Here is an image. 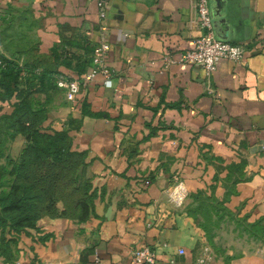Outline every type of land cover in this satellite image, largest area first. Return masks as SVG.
Here are the masks:
<instances>
[{
    "label": "crops",
    "instance_id": "obj_1",
    "mask_svg": "<svg viewBox=\"0 0 264 264\" xmlns=\"http://www.w3.org/2000/svg\"><path fill=\"white\" fill-rule=\"evenodd\" d=\"M208 2L215 35L244 47L209 77L165 61L200 34L194 0H109L103 18L97 0H0V58L79 78L104 27L111 70L41 100L44 131L80 152L75 194L9 229L0 264H264V0ZM142 246L155 262L132 260Z\"/></svg>",
    "mask_w": 264,
    "mask_h": 264
},
{
    "label": "rangeland",
    "instance_id": "obj_2",
    "mask_svg": "<svg viewBox=\"0 0 264 264\" xmlns=\"http://www.w3.org/2000/svg\"><path fill=\"white\" fill-rule=\"evenodd\" d=\"M47 73L43 76L28 74V78L22 73L21 76L18 75L14 84L26 90H45L46 94L44 92L28 93L29 97L35 98L34 100L37 101L38 98L42 100L45 96H52L54 91L49 90H55L54 81ZM6 131L0 133V242L3 243L2 246L9 242L7 235L10 224L16 227L30 225L42 215L55 214L61 210L56 205L59 200L75 194L74 190L70 189L71 179L69 170L64 167L66 165L63 166L65 175L62 177V182L53 183L55 167L49 164L43 153L38 154L40 152L38 146H28L27 130L16 127L11 130L8 128ZM17 137H22L23 142L18 144Z\"/></svg>",
    "mask_w": 264,
    "mask_h": 264
},
{
    "label": "trees",
    "instance_id": "obj_3",
    "mask_svg": "<svg viewBox=\"0 0 264 264\" xmlns=\"http://www.w3.org/2000/svg\"><path fill=\"white\" fill-rule=\"evenodd\" d=\"M0 60V89H2V91H0V101L9 102L14 99L12 103V111L10 113H3L0 115V133L7 132L6 130L8 128L11 130L16 127L27 130L26 137L28 140V146H38L40 150L38 154L43 153L44 158L49 162V164H52L53 167H55L54 169L56 171L54 170L53 183L62 182V177L65 175L63 170L64 165H66L64 167L69 170V177L71 181L76 182L77 175L75 174L80 163V152L71 148L69 136L66 130L52 132L44 131L40 117V115L44 114V111L46 110L41 107L43 105V101L39 100V98L36 101L34 100L35 98L31 96L29 97L28 95V93L32 92H44L46 94L45 90H26L20 87L18 88L17 84H14L18 75L21 76L22 73L27 75L26 78H28L29 75L33 76L32 74H35L34 76H43V74L48 72L47 74H49V77L53 79L56 89V72L54 70H48V67L45 68L42 63L39 62H30L19 65L17 62L12 60L2 58H0ZM19 67L21 69H19ZM38 69L40 71H38ZM45 77L46 75L44 78ZM42 100H44L46 104H49L52 100V96H45ZM12 134L13 133H11V135ZM21 227L23 226L16 227L11 224L9 225V229L15 231Z\"/></svg>",
    "mask_w": 264,
    "mask_h": 264
},
{
    "label": "built area",
    "instance_id": "obj_4",
    "mask_svg": "<svg viewBox=\"0 0 264 264\" xmlns=\"http://www.w3.org/2000/svg\"><path fill=\"white\" fill-rule=\"evenodd\" d=\"M99 16L105 17L109 0H97ZM196 16L200 34L193 40V46L183 51L178 59L166 57V64L173 62L192 63L200 66L204 74L209 77L216 69L222 58L233 62L244 60V47L240 44L230 43L219 39L214 32L211 18V11L208 0H194ZM104 27L100 30V39L93 45L90 69L79 78H65L61 75L56 77V85L63 89L68 100H73L79 92L81 85L92 81L97 74H102L103 84L111 86V70L106 61V54L110 48L104 40ZM1 64V60H0ZM179 254H184L183 249L178 250ZM132 260L139 263L155 262V252L148 246L135 248L131 251ZM192 264H206V257L199 255Z\"/></svg>",
    "mask_w": 264,
    "mask_h": 264
}]
</instances>
